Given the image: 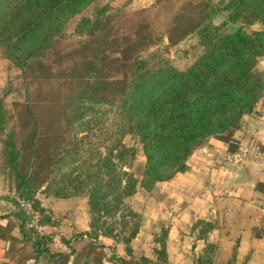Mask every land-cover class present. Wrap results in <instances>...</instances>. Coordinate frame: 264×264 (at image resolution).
Segmentation results:
<instances>
[{"label":"trees","instance_id":"trees-1","mask_svg":"<svg viewBox=\"0 0 264 264\" xmlns=\"http://www.w3.org/2000/svg\"><path fill=\"white\" fill-rule=\"evenodd\" d=\"M95 1L0 0V50L23 73L26 90L19 115L21 141L15 132L8 135L3 155L15 183L14 214L24 251L44 264H68L76 249L51 251V234L39 228L60 223L42 207L40 193L87 198L89 230L63 239L68 247L89 242L96 264H103L108 248L103 239L124 244L130 255L142 217L127 201L140 187L151 190L185 173L190 157L212 138L226 143L229 154L245 152L236 133L244 130L245 116L257 114L264 97V72L258 68L264 60V0H230L224 8L228 18L220 25L212 23L220 10L208 0H187L178 7L173 0H157L154 7L132 14L101 7L91 17L82 16L75 33L85 41L64 55L68 23ZM230 24L238 26L225 34ZM257 24L263 28L248 32ZM194 34L205 51L186 71L152 70L142 57L162 35L176 46ZM66 57L74 63L70 73H53ZM59 75L71 90L63 103L67 131L44 144L30 86L41 80L55 85ZM129 137L140 142L145 156L140 177L132 169L139 150L126 145ZM256 190L264 196L260 180ZM212 227L198 221L193 229L205 238ZM165 234L156 237L157 263L114 258L122 264H166ZM254 234L264 236L258 229ZM208 247L214 252V246Z\"/></svg>","mask_w":264,"mask_h":264},{"label":"crops","instance_id":"crops-1","mask_svg":"<svg viewBox=\"0 0 264 264\" xmlns=\"http://www.w3.org/2000/svg\"><path fill=\"white\" fill-rule=\"evenodd\" d=\"M256 113L245 116L244 130L236 133V138L247 149L243 152L245 157L255 148L260 150L256 158L234 160L228 153L227 144L212 138L206 147L190 157L185 173L155 186L150 196L151 211L142 215L143 224L132 242V253L123 252L122 244L115 246L110 240L103 239L108 247L106 254L110 247H116L115 254L122 259L144 257L157 263L156 251L160 247L156 237L165 227L168 231L166 264H210L208 259H212V264H264V236L258 238L254 234L256 229L264 233V196L256 190L257 180L264 183V97L258 103ZM246 137H250V147ZM221 158L240 166L239 171L219 170L218 159ZM243 177L248 180L244 181ZM61 205L45 208L57 216ZM14 211L15 207L0 206V216L9 215L0 220V264H44L42 260L30 259L29 251H24L20 221ZM198 221L213 224L205 238H200L198 228L193 229ZM71 226L77 231L89 230L87 220L82 225L74 221ZM208 246H214V252L208 251ZM66 250L62 252L67 253ZM68 264H76L75 255ZM103 264L111 263L103 258Z\"/></svg>","mask_w":264,"mask_h":264},{"label":"rangeland","instance_id":"rangeland-1","mask_svg":"<svg viewBox=\"0 0 264 264\" xmlns=\"http://www.w3.org/2000/svg\"><path fill=\"white\" fill-rule=\"evenodd\" d=\"M156 1L157 0L95 1L87 11H85L82 15L75 17L68 23L66 32L67 39L64 42V45H62L65 49L63 54L65 55L66 51H75L77 48L80 47V44L85 41L84 37H80L75 33L76 26L80 23L82 16L91 17L97 9L106 6L111 8L112 11L122 10L121 12L132 14L137 11H140L141 9L154 7ZM186 1L187 0H173V3L175 7H178ZM208 1H210L213 6L220 10V13L214 16L212 23H214L215 25H220L221 23L226 21L228 18V11H225L224 8L230 0ZM237 26L238 25L230 24L228 28L225 29L224 33H231ZM262 28V25L257 24L253 27H249L248 32H251L253 30H261ZM204 51L205 47L203 44L200 43V37L198 34L191 35L186 40L176 46H170L167 37L162 35L158 44L148 49L142 55V57L145 61L148 62L152 70H156L161 67H170L178 71H186L195 61H197L201 57ZM72 67H74L73 60H69L66 57V61L63 62L60 66H53V73H63V76H65L70 73ZM258 68L264 72V60L259 62ZM57 80H59V82H56L55 85H49L45 80H41L43 82L30 86V91L33 95L31 100L35 101L33 102L35 112L42 123L41 128L44 133L42 134L44 144H48V139L55 138L58 136L60 137L61 135H63V133L67 131V128L64 124L63 103L65 97L69 96L71 90L69 84L65 81V77L59 75ZM24 85L25 78L23 76V73L18 68H16V66L13 65L11 61L6 60L4 58L3 51L0 50V195H2V198H0V206H3L5 208L12 207V209L14 208L13 200H15L16 198L14 191L15 183L10 176V169L8 167L6 157L5 155H3V151L6 148L8 135L13 132L17 133V139L19 142L22 138L19 115L22 112L23 107L26 105V90L24 88ZM106 108L109 109V106L101 107V109ZM80 137H82L81 134L79 135V138ZM244 139L247 140L246 142L250 147V137H246ZM125 143L128 146H136L139 150L137 161L135 162L134 167L132 169L133 171L137 172L138 176L140 177V173L142 172V168L145 163V156L142 152V146L137 139H132L130 137L125 140ZM251 152L249 151L246 153L247 155L244 160H253L257 157V153H260V150L258 149L256 151L255 148L253 151L251 150ZM238 167L240 166H236L234 163H231L227 158L218 159V169H227L231 172L236 173L239 171ZM214 168H216V166ZM246 178L247 177H243L242 179L244 181H247L248 178ZM154 188L148 190L140 187L138 193L132 199L127 201L130 206L142 217V222L143 213L148 212L149 214L151 211L150 207L153 203L150 200V196ZM38 199H40L42 207L44 208L47 206H55L56 204L61 205L62 203V205L59 207V210L61 212L57 216H52L53 220L55 222L59 221L60 224L56 227L47 226L41 229L42 233L47 235L51 234L53 238L54 242L49 245L51 251L53 253H60L63 250L67 249V253H70L72 249L71 247H73L76 249L75 259L77 260L78 255L80 258L79 260H77L78 264H83L85 261L88 262V264H96L94 260L95 256H97L96 251L93 252V249L92 247H90L89 242H72L69 248L65 247L63 243V239L71 240L74 235L84 232L77 231L76 229H74L71 226V223H74L75 221L78 222L79 225H82L83 222H86L87 220L89 225L87 198L79 197L59 199L55 198L54 196H45L44 194L40 193L38 195ZM48 211L51 210L48 209ZM37 220L35 223H33V225H36ZM71 228H73L72 231ZM165 232L166 228L162 227L158 238H161L166 235ZM70 233H72V235H70ZM122 245L123 252H126L127 254L125 245ZM83 249L84 252L82 251ZM112 250L113 247H110V252L106 250L107 254L104 251L105 260L111 264L114 261H116V263L114 264H122L118 262L116 258H114V255H116V251L113 252ZM82 252L84 256L87 257L86 259L84 258L85 260L81 258ZM97 253H99V250H97ZM109 253H111L110 256ZM86 254H89L90 257ZM128 261L133 263L134 259L131 258Z\"/></svg>","mask_w":264,"mask_h":264},{"label":"built area","instance_id":"built-area-1","mask_svg":"<svg viewBox=\"0 0 264 264\" xmlns=\"http://www.w3.org/2000/svg\"><path fill=\"white\" fill-rule=\"evenodd\" d=\"M232 157L234 160L241 161L242 159H244L245 154L243 152H239V153L233 154Z\"/></svg>","mask_w":264,"mask_h":264}]
</instances>
